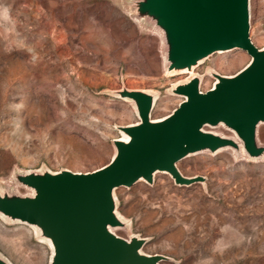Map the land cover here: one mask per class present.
<instances>
[{"label":"rangeland","instance_id":"1","mask_svg":"<svg viewBox=\"0 0 264 264\" xmlns=\"http://www.w3.org/2000/svg\"><path fill=\"white\" fill-rule=\"evenodd\" d=\"M124 2L0 0V187L16 170L87 172L107 164L121 136L116 126L138 121L133 104L113 90L155 92L153 118L182 101L170 87L190 74L166 73L159 34ZM250 3V36L262 48L264 0ZM250 60L243 50L215 53L195 72L207 90L211 70L232 75ZM259 137L264 143V124ZM178 166L205 183L180 186L158 173L153 184L119 187L118 211L129 226L116 232L148 238L143 250L170 257L163 264H264V159L227 149ZM0 253L13 264H49L51 248L34 227L0 217Z\"/></svg>","mask_w":264,"mask_h":264},{"label":"water","instance_id":"2","mask_svg":"<svg viewBox=\"0 0 264 264\" xmlns=\"http://www.w3.org/2000/svg\"><path fill=\"white\" fill-rule=\"evenodd\" d=\"M130 16L159 34L166 73L188 71L170 87L182 97L165 116L154 119L157 94L123 86L111 91L130 101L138 121L117 125L111 160L92 171L49 168L13 173L0 187V217L35 228L51 248L49 264H163L170 257L143 250L148 238L123 237L129 222L118 211L119 187L153 184L166 172L180 186L205 183L187 176L178 163L197 153L231 149L250 160L264 159L259 128L264 124V47L251 39L250 0H125ZM245 50L251 60L232 75L211 70L213 85L203 90L195 72L211 55ZM186 74V73H182ZM178 75V74H176ZM220 126L232 132L214 130ZM28 191L22 193L18 187ZM0 264H13L0 253Z\"/></svg>","mask_w":264,"mask_h":264},{"label":"bare ground","instance_id":"3","mask_svg":"<svg viewBox=\"0 0 264 264\" xmlns=\"http://www.w3.org/2000/svg\"><path fill=\"white\" fill-rule=\"evenodd\" d=\"M243 51H245V50H243ZM247 52V51H246ZM219 53H223V52H219ZM182 73H188V71H181L180 73H168V75H176V74H182ZM154 119H156V118H154ZM117 138H124V139H127V136H125V135H121V136H119V137H117ZM158 173H165L166 174V172H157L156 174H155V177H156V175L158 174ZM116 232V231H115ZM117 233V232H116ZM42 241V240H41Z\"/></svg>","mask_w":264,"mask_h":264},{"label":"built area","instance_id":"4","mask_svg":"<svg viewBox=\"0 0 264 264\" xmlns=\"http://www.w3.org/2000/svg\"><path fill=\"white\" fill-rule=\"evenodd\" d=\"M203 90H205V89L203 88Z\"/></svg>","mask_w":264,"mask_h":264}]
</instances>
